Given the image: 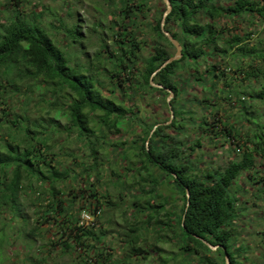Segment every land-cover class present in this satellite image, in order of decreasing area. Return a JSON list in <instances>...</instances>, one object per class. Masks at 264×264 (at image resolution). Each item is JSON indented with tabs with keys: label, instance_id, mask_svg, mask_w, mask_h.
I'll use <instances>...</instances> for the list:
<instances>
[{
	"label": "trees",
	"instance_id": "1",
	"mask_svg": "<svg viewBox=\"0 0 264 264\" xmlns=\"http://www.w3.org/2000/svg\"><path fill=\"white\" fill-rule=\"evenodd\" d=\"M145 1L139 0V6L134 7L130 5L131 0L120 4L116 17L126 23L122 24L121 32L115 34L117 49H113L111 55L98 52L90 59L86 56L83 62L79 52L84 50L82 41L86 37L80 34L79 25L55 18L65 35L62 40L68 41L67 45L61 46L60 40L51 31L59 27L52 23H47L51 28L45 27L40 14L31 12L28 16L18 9L6 10L4 20L0 22V103L9 106L8 101L14 95L24 96V99L12 117L5 108L0 110V129L5 130L2 135L7 137L0 136V202L9 204L14 216L21 217V194L41 196L42 217L52 214L57 219L61 211L66 213V217L62 218L64 220L58 224L64 228V222L69 230L68 239L61 242L65 249L81 244L79 247L87 248L85 251L97 254L98 264H106L105 253L99 252L95 244L102 243L103 233L96 235L90 228L92 225L78 224L82 210L100 211L99 200L95 203L85 200L78 208L74 206L76 198H83V191H90L96 197V186L84 182L85 188L81 187L80 193H75L69 181L73 184L78 178L88 181L92 176L99 179V172L106 168H100L103 164L100 153H106L111 146L120 147L126 143L110 142L109 135L119 134L124 122L135 121L140 130L135 132L130 144L140 141L141 145L138 150L131 145L123 148L120 159L125 161L134 156V168L125 169L133 171L134 177L139 176L142 182L148 179L149 187L142 188L148 195H157V186L163 182V179L153 176L150 167L158 168L179 186L183 194L181 212L176 213V220L170 218L172 212L165 215L175 238L181 241L182 254H194L198 258L197 264H225V254L229 256L230 264H244L240 259L243 244L236 245L234 228V221L244 207L238 204L239 198L231 188L234 184L239 185L238 177L245 171L249 180L257 179L259 184H264V175H260V172L264 173V124L247 114L252 101L264 105V34L257 35L251 44L245 42L249 35L257 33V27L264 22V0H169L171 10L165 18L164 28L181 44L182 55L152 77L162 88L152 86L150 76L172 55L170 48L174 46L161 30L164 11L161 10L155 22L149 24L150 33L154 36L150 54L143 58L140 56V42L135 41L131 27L138 15L145 17L138 12ZM236 21L246 23V28L233 32L234 27L230 24ZM76 46L80 51L78 48L73 52L69 50ZM101 59L110 67L101 63ZM212 59L217 60L211 62ZM221 59L225 60L226 67L219 70L217 62ZM135 63L140 66L133 69ZM202 63L205 66L203 71L200 70ZM229 70H232L230 81L241 74V81H248V84L244 89H239L237 85L227 92L222 88V93H225L226 99L236 96L244 122L249 121L255 127H250L243 136L242 145L235 144L237 136L231 134L232 130L235 131L233 126L223 129L226 138L232 136L234 151L238 153L221 170H206L203 173L189 160L179 161L180 151L174 145L178 141L171 137L169 130L177 114L184 112L181 106L183 84L196 81V84H210L212 90ZM120 72L126 75L122 83L117 79ZM228 83L225 82L226 85ZM166 88L173 92L169 102L165 101L167 108L173 111L169 123H166L168 119L148 123L144 118L138 123L140 119L136 111L125 107L126 99H132L137 94L146 97L150 90L169 95ZM35 97H39L41 102L38 103L39 111L29 106ZM200 103L203 104V100ZM191 114L189 110L188 115L193 119ZM207 123L203 116L198 124L204 131L206 128L203 125ZM70 136L89 151L85 155L91 163H77L79 171L72 170L60 159L62 153L75 157V153L65 146ZM197 143L194 145L199 146ZM190 150H194L193 146ZM101 157L106 158V154ZM257 157L262 159L259 165L262 170L257 169ZM63 182H67L68 190L59 186ZM148 203L149 207H155L150 200ZM145 217V224L148 225L154 214ZM22 219L27 221L26 217ZM134 229L131 231L134 232ZM260 235L264 242V231ZM199 237L219 247L211 250ZM87 238L94 243H87ZM130 241L133 246L128 249L127 257L142 254L143 250L135 244L137 236H132ZM161 264H165V260Z\"/></svg>",
	"mask_w": 264,
	"mask_h": 264
},
{
	"label": "rangeland",
	"instance_id": "2",
	"mask_svg": "<svg viewBox=\"0 0 264 264\" xmlns=\"http://www.w3.org/2000/svg\"><path fill=\"white\" fill-rule=\"evenodd\" d=\"M125 0H0V22H3L6 10L18 9L24 15H30L31 12L40 14V19L47 28H51L47 23H52L53 26L59 27L60 22L55 18L65 23H76L80 27V34L86 37L83 51L79 52L81 62L85 61V57L89 59L96 54L104 53L111 55L113 49H117L115 34L121 32V27L126 21H122L119 16L116 17L117 8L123 4ZM133 1L130 4L132 7L138 5L139 0ZM141 11L145 17L137 16L132 28V36L136 42H140V56L146 57L150 54L153 35L150 33L149 24L154 23V19L159 16L161 10H165L163 0H147L144 5H141ZM114 14H113V12ZM40 12V13H39ZM72 14V15H69ZM54 14V16H52ZM234 27L233 32L243 31L246 28V23L236 21L230 24ZM124 28V27H123ZM122 28V29H123ZM236 28V29H235ZM257 33L249 35L250 38L245 42L253 43L257 35L264 34V22L257 27ZM55 33L56 38L60 40V45H67L68 41L65 38L61 27L58 30L51 29ZM80 47V43L78 44ZM79 47H71V52ZM175 48H170L173 54ZM84 52V53H83ZM119 52H117L118 54ZM101 54V55H104ZM217 59H212L215 62ZM94 61H97L94 59ZM101 63L110 67L104 59ZM219 70L226 67L225 60L221 59L217 62ZM97 66V62L95 63ZM140 64L135 63L133 69H136ZM205 69L204 63L200 66V70ZM135 71V70H134ZM232 70L226 71V76L222 77L216 87L210 90V84H183V93L181 95V106L183 107L182 115L177 114V118L169 133L171 137L178 141L174 144L180 151L179 161H190L191 165L200 169L201 172L206 170H221L229 162L230 158L236 156L234 144L231 137L226 138L223 129L227 126H233L234 132L232 135L237 136L235 144H243V136L249 131L250 127H255L249 121L244 122V117L241 115L240 106L235 95L226 99L225 93H222V88L227 92L239 85V89H244L248 81H241L239 77L230 81ZM184 76H187L184 72ZM126 78L123 72H120L118 80L122 83ZM127 82V81H126ZM225 82H229L227 85ZM109 84V83H108ZM112 84V83H111ZM108 87V85H107ZM104 91L107 92L105 87ZM168 94L150 90L148 96L141 97L136 95L132 99L125 100L126 109L132 108L137 113L140 122L146 119V122L153 123L154 121L166 123L171 121L170 108L168 109L165 101ZM196 96V97H195ZM24 96L14 95L9 99V106L0 103V110L5 108L12 117L14 112H18L21 107V100ZM203 100V104L200 101ZM39 97L32 100L30 108L39 111ZM252 106L248 109L247 114L258 119V122L264 124V105L257 101L250 103ZM180 106V105H178ZM189 110L192 111L193 119L189 117ZM205 116L207 124L203 125L204 131L199 127V121ZM247 116V117H249ZM137 118V119H138ZM144 118V120H143ZM138 119V120H139ZM62 119V123H64ZM213 124L211 127L210 125ZM159 125V123H158ZM157 125V126H158ZM155 127V126H154ZM154 129V128H153ZM152 129V131H153ZM138 124L134 121L124 122L122 130L119 134H110L108 139L110 142L124 141V145L120 147L111 146L100 153V161H102L99 172V179L94 176L88 181L78 178V181L71 186L75 193H80V188L84 189L85 184L91 183L96 186V197L90 194V191H83V200L76 198L75 207L86 201L95 203L97 199L100 202L101 209L95 216L93 224H89L96 235L102 236V243L95 242L96 249L105 253L106 264H161L165 260V264H197L198 258L194 254L183 255L180 247L181 241L177 240L174 232L169 226V220L165 213L172 212L170 218L177 219L183 205V194L179 190V186L171 178L165 176L156 167H150V171L155 178L163 179L162 184L157 186V195L146 194L144 189L149 187V181L142 182L138 177H134L133 171H126L125 168H134L136 161L133 157H128L123 161L120 159V153L123 148L133 147L138 150L141 145L130 144L131 139L135 137V132L139 131ZM0 129V136L5 132ZM151 135H148L147 141ZM64 136V135H63ZM5 138H7L5 136ZM69 142L65 144L69 151H73L75 157H69L62 153L61 160L66 165H70L72 170L79 171L80 167L77 163H91V159H87L86 155L89 151L85 147H81V142L71 136ZM198 142L197 145H194ZM194 148L193 151L190 147ZM173 147V145H172ZM65 151V149H64ZM63 150L61 152H64ZM130 151V150H128ZM132 152V151H131ZM102 158L101 156H105ZM132 154V153H131ZM181 158V159H180ZM257 169L262 170L259 166L262 162L260 157H257ZM108 164V165H107ZM259 166V167H258ZM121 175V176H119ZM260 175H264L260 172ZM119 176V177H117ZM248 172H243L238 177V186L234 184L231 188L239 198L240 206L244 207L234 221L236 233V245L243 244L241 250L244 264H264V242L261 241L260 232L264 231V184H259L257 179L249 180ZM141 181V183L137 182ZM255 182V183H254ZM257 182V183H256ZM264 182V181H263ZM67 182L61 183V189L68 190ZM141 188V189H140ZM142 188H144L142 190ZM41 198V196H40ZM40 198L34 194H21V217H16L13 214L9 204L4 201L0 202V264H98L97 254L93 251H85L87 248L79 247L81 244L75 245L72 248L65 249L62 241L68 239L69 230L59 227V223L63 217H66L65 211H61L56 217L52 214H47L42 217V204ZM155 204V207H149L148 201ZM66 202H64L65 204ZM162 204L164 207H162ZM137 205V206H135ZM145 207L143 210L142 208ZM77 211V210H76ZM156 211H159L156 213ZM156 213V214H155ZM76 214V213H75ZM154 214V218L145 224V216ZM40 216V217H39ZM16 217V218H15ZM22 217H26L24 222ZM169 218V217H168ZM60 220V221H59ZM168 220V221H167ZM162 222V223H161ZM132 228L134 232H132ZM178 229V227H177ZM180 232V231H179ZM3 236V239L1 237ZM137 236L138 241L135 243L143 251L142 254L134 257H127L129 248L133 246L130 238ZM101 236V235H100ZM87 243H94L90 238H87ZM179 241V242H178ZM246 246L247 249H246ZM88 254V255H87ZM245 257V259H244ZM100 259V258H99ZM94 262V263H93Z\"/></svg>",
	"mask_w": 264,
	"mask_h": 264
},
{
	"label": "water",
	"instance_id": "3",
	"mask_svg": "<svg viewBox=\"0 0 264 264\" xmlns=\"http://www.w3.org/2000/svg\"><path fill=\"white\" fill-rule=\"evenodd\" d=\"M165 3V10L163 11L162 17H161V21H160V27L161 30L163 32V34L167 37V39L171 42V44L174 46L175 51L174 53L168 57L150 76V84L154 87H158V88H162L161 84H157L152 80V77L156 74L157 71L161 70L163 67H165L167 64L171 63L172 61L178 60L181 55V44L164 28V24H165V18L168 15V13L171 10V3L169 0H163ZM166 90L169 92V95L167 96V101L169 102V100L171 99V97L173 96V92L166 88ZM170 107V105H169ZM170 115L171 117L173 116V111L170 108ZM158 125V124H157ZM156 125V126H157ZM155 126V127H156ZM154 130V129H153ZM186 191H188V189H186ZM187 196H189V193H187ZM211 250H215L216 248L219 247V245H211L210 243H208L207 241H205L204 239H202L201 237H199ZM225 264H230V259L229 256L227 254H225Z\"/></svg>",
	"mask_w": 264,
	"mask_h": 264
},
{
	"label": "built area",
	"instance_id": "4",
	"mask_svg": "<svg viewBox=\"0 0 264 264\" xmlns=\"http://www.w3.org/2000/svg\"><path fill=\"white\" fill-rule=\"evenodd\" d=\"M99 213V210L91 212L89 210H82L79 217V225L93 224L95 216Z\"/></svg>",
	"mask_w": 264,
	"mask_h": 264
}]
</instances>
